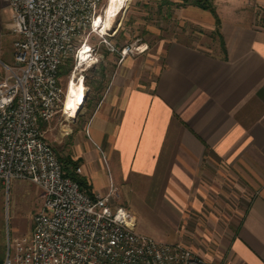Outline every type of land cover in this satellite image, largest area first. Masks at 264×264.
Segmentation results:
<instances>
[{
    "label": "crops",
    "instance_id": "crops-1",
    "mask_svg": "<svg viewBox=\"0 0 264 264\" xmlns=\"http://www.w3.org/2000/svg\"><path fill=\"white\" fill-rule=\"evenodd\" d=\"M257 2L247 12L231 3L225 16L217 10L216 51L192 38L169 40L152 83L139 77L133 53L108 51L96 71L97 101L87 107L86 97L72 122L58 114L42 123L52 146L69 141V158L93 193L110 188L88 140L112 158L119 195L131 182L142 188L147 213L136 216L138 230L211 264H264V5Z\"/></svg>",
    "mask_w": 264,
    "mask_h": 264
},
{
    "label": "built area",
    "instance_id": "built-area-1",
    "mask_svg": "<svg viewBox=\"0 0 264 264\" xmlns=\"http://www.w3.org/2000/svg\"><path fill=\"white\" fill-rule=\"evenodd\" d=\"M5 1L15 42L13 64H3L0 79V180L31 181L41 189L42 204L31 236L9 238L1 264H211L182 243L140 232L115 187L90 193L67 176L42 130L60 113L64 121L73 119L65 113L60 72L74 57L77 69L99 58L93 36L123 57L141 46L118 48L110 41L116 33H102V0Z\"/></svg>",
    "mask_w": 264,
    "mask_h": 264
},
{
    "label": "rangeland",
    "instance_id": "rangeland-1",
    "mask_svg": "<svg viewBox=\"0 0 264 264\" xmlns=\"http://www.w3.org/2000/svg\"><path fill=\"white\" fill-rule=\"evenodd\" d=\"M109 1H101L102 12L107 8ZM196 1L198 0H119L115 17L111 26L107 28L106 35L115 34L119 28L114 41V45L118 48L127 45L134 48L143 45L148 48L144 54L133 53L132 61L134 69L142 70L139 77L147 78L148 83H152L156 78L154 68L161 62V60H157V53L167 46L169 40L178 37L192 38L203 47L217 50V43L211 40L213 35L210 31L211 21L215 18L209 11L201 9ZM212 1L222 16H225L223 9L227 8L230 3L236 5L237 9L240 8L242 11L244 9L245 12L250 10L251 5L258 3L257 0ZM260 1L264 5V0ZM245 2L246 5L243 4ZM11 20L12 10L5 0H0V75H5L3 62L13 64L15 37L9 30ZM90 41L97 45L99 58L90 59L84 66L77 69L74 57L62 69L61 75V84L65 93L68 91L69 98L71 84H80L81 82L85 84L86 97L89 98L86 103L87 107L88 103L92 104L97 101L99 90L96 89L95 84L101 78L96 71H99V65L103 63V56L109 51V46L103 44L101 38L93 36ZM111 66L109 63L108 67L111 68ZM76 118L71 119V122ZM74 124L71 123V125ZM88 142L92 145L93 151L98 154V158L93 157L94 165L102 172L106 187L116 186L113 179L110 180L113 176L109 171V166L113 165L112 158L102 154L90 140ZM55 144L57 146L56 148L53 146V148L62 162L71 159L69 157H71L72 150L69 141L66 140L61 144L55 142ZM73 161L80 167L79 161ZM114 174H116L115 171ZM130 185L126 189L119 187L121 195L119 203L136 209L139 213L136 216L139 218L138 220H141V212H145L144 217L147 213L146 205L143 203V200L146 201V196L143 194L142 188L135 182H131ZM41 204V189L31 181L12 179L9 183L2 184V180H0V263L7 255L9 238L13 241L17 237L31 236L34 216L40 210ZM146 224L150 226V221ZM149 228L145 227V233Z\"/></svg>",
    "mask_w": 264,
    "mask_h": 264
},
{
    "label": "bare ground",
    "instance_id": "bare-ground-1",
    "mask_svg": "<svg viewBox=\"0 0 264 264\" xmlns=\"http://www.w3.org/2000/svg\"><path fill=\"white\" fill-rule=\"evenodd\" d=\"M119 4V0H110L107 8L105 9L104 17L97 22L98 27L102 28V33L106 35L107 28L111 26V23L115 17V12L117 11ZM85 49L89 52V44H86ZM148 48L143 45L140 47L141 52H145ZM87 56L83 54V58ZM68 91L66 93L65 99V113L69 116V118H76L79 111L82 109L84 105V101L86 99V86L83 82L80 84H71Z\"/></svg>",
    "mask_w": 264,
    "mask_h": 264
},
{
    "label": "trees",
    "instance_id": "trees-1",
    "mask_svg": "<svg viewBox=\"0 0 264 264\" xmlns=\"http://www.w3.org/2000/svg\"><path fill=\"white\" fill-rule=\"evenodd\" d=\"M196 4L201 9L209 11L214 16V18L216 20V25H217L215 33L222 40V35H221L220 29H219V27L221 25V19H220L218 13H217L216 5L214 4V2L212 0H198V1H196ZM262 24H263V27H264V12H263V16H262ZM222 48H223V51H225V45H224L223 41H222ZM69 61H71V59ZM64 67L65 66H63L61 68L60 77H61V75L63 73L62 69ZM62 164H63V168H64V171H65V174L67 176H71L72 178L77 180L84 188H86L90 193H92L91 187L88 184V182L77 174L76 170L78 168V166H77L78 164L75 161H73L72 159H68L66 161H63Z\"/></svg>",
    "mask_w": 264,
    "mask_h": 264
}]
</instances>
